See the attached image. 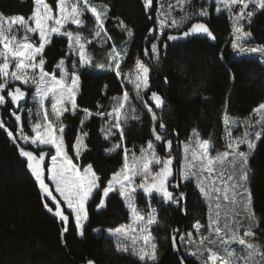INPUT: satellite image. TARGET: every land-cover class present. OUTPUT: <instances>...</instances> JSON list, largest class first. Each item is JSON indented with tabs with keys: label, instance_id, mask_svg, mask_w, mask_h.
I'll use <instances>...</instances> for the list:
<instances>
[{
	"label": "trees",
	"instance_id": "trees-1",
	"mask_svg": "<svg viewBox=\"0 0 264 264\" xmlns=\"http://www.w3.org/2000/svg\"><path fill=\"white\" fill-rule=\"evenodd\" d=\"M92 1L101 6L100 10L105 8L108 12L105 22L107 34L104 33L101 39L95 35V18L85 10L82 16L85 26L76 32L93 40L88 47L93 67L83 68L79 74L77 109L75 115L68 113L63 118L66 126L63 139L74 163L82 169L92 164L105 186L113 173L122 168L125 148L138 152L154 139L151 114L145 104L138 101L133 87L126 83V77L134 71L137 59L150 68V90L158 92L167 102L162 112H156L166 124V132L160 131L173 141L171 156L175 158L176 179L180 164L179 147L194 130L201 140L210 141L213 152H222L227 148L223 114L227 112L230 119H247L259 104L264 103V64L254 59L235 58L231 47L233 22L229 13L211 10L207 19H201L194 18L195 13L190 8L193 18L179 23L176 31H162L156 40L160 47L157 62L150 53L153 41L145 42L148 30L158 27L156 7L149 20L142 0ZM46 3L56 10L57 0H46ZM34 6V0H0V14L28 18ZM121 20L126 27L119 26ZM197 22H204L215 39L189 38L169 46L164 57L162 45L167 35L182 33ZM245 28L251 32L253 44L264 46V11H257ZM129 30L133 33L131 37L127 35ZM51 41L43 53L45 69L49 72H53L68 54L66 38L55 36ZM113 48L121 54L119 79L109 68V54ZM145 49H148V55L144 54ZM101 63L105 65L104 69L96 67ZM114 64L115 61H112V67ZM125 91L139 118L122 124L123 140L117 131L105 139V117L101 119L96 113L108 114L113 100L121 98ZM10 109L7 103L2 109L3 119L15 133L17 126L9 115ZM85 109L91 113L87 120ZM22 124L28 131L26 118ZM81 133H87L85 150L77 159L73 146ZM114 145L120 147L110 153ZM158 151L167 157L161 146ZM248 167L252 207L259 224L253 242L264 250V137L249 157ZM176 192L186 193V202L182 201L179 207L164 204L155 196L148 202L144 196L138 195L137 205L140 208L146 209L150 204L157 210V225L152 230L157 246L155 262H141L121 254L110 238L103 233L99 236L95 234L96 231L114 230L129 221L128 211L118 193L111 194L106 200V207L99 210L97 204L101 194L96 192L86 206L89 218L83 236H78L72 219L68 231L62 235V225L46 212L36 185L27 173L26 164L0 130V264H87L89 260L94 264H180L181 258L184 264H201L190 255L180 237L191 233L196 222L200 225L207 223L206 203L190 183ZM173 237L176 238V250L173 249Z\"/></svg>",
	"mask_w": 264,
	"mask_h": 264
},
{
	"label": "snow or ice",
	"instance_id": "snow-or-ice-1",
	"mask_svg": "<svg viewBox=\"0 0 264 264\" xmlns=\"http://www.w3.org/2000/svg\"><path fill=\"white\" fill-rule=\"evenodd\" d=\"M79 2V0H78ZM217 5H223L231 14L233 6L239 5V11L233 15V35L236 36V40L241 37L247 38L251 35L250 31L244 30V25L240 23L241 20H251L257 11H264V0H216ZM83 8H79L77 4H72L71 10L69 11L68 0H57V11L58 15H53V9L46 3V0H34V11L28 18L22 15H16L12 17H5L0 14V93H5L10 98V103L17 108H20V102L25 99L27 92L19 86L9 87V85L18 81L20 84L25 86L35 85L36 92L34 100L38 104L37 117H41L42 122L38 121L32 126V135L29 136L25 133L23 125L21 123V115L13 111L11 114L14 116L17 129L15 134L12 130L6 127L3 120H0V129H3L7 136L16 144L19 149L21 157L26 159L27 168L30 171L32 177L36 181L39 192L42 199L45 201L44 207L48 213L58 218L63 225V231H68V224L70 216L74 217L75 228L80 236H83V221L88 220V212L86 208L87 202L93 197L94 192H99L101 198L98 201L97 208L106 207L105 200L110 196L111 193H118L120 198L125 202L126 206L130 210L131 216L134 221L139 224V231L143 233L144 247L136 248L135 240L133 241V254L138 256L140 261L151 260L155 262L157 260L156 255V244L151 243V231L150 227L157 223L156 210L152 209L147 217L137 207L134 194L138 189L148 197H152L155 193L162 198L164 204H172L179 207L182 201L186 202V193L179 192L178 195L174 196L175 190L179 189L180 183H170L172 177L171 164L172 160L166 159L161 160L156 156L154 151V145L152 142L148 144V150H141V156L136 157L133 153L132 162L128 160V150H124V164L122 168L113 173L111 180L105 186L100 180V177L94 171L92 164L81 167L74 163L73 159L69 157L68 152L65 150L64 145V126L60 123V118L69 108L66 105H71L72 114L75 115L77 105L75 103V94L78 88L80 77L76 74L77 62L73 61V72L71 73V81L68 83L67 77L69 76L68 71L64 68V61L61 60L56 65L57 68L61 69V75L59 78L54 72H49L45 69L46 60L44 58V49L46 45L50 44L51 37L53 35L66 36L68 40V49L70 53L78 57L80 68H91L93 67V59L87 52L86 43L90 44L92 41L88 40L84 42V37L79 32H72L66 30V25L72 24L77 29L85 26L84 20L81 17L84 15L86 9L90 15L95 18V35L99 36L101 31L107 34L105 29V22L108 17L106 9L100 10L95 5L91 4L89 0H82ZM153 0H143V7L148 10L152 7ZM253 5L254 7H250ZM217 12L221 9L218 6ZM201 16L207 15L206 11L201 10ZM51 22V23H50ZM173 25L179 22L175 19L172 21ZM14 26H17L14 28ZM120 27H126L124 22L119 21ZM161 29L165 26L164 22H161ZM20 29L24 30V37L22 41L17 40L15 35L16 31ZM154 29L148 30V36H153ZM38 37V46L30 42V36ZM162 34V33H161ZM206 35L208 38L215 39L213 33L204 23L193 24L188 30L182 32L180 35H168L167 41H176L178 39L187 38L192 35ZM127 35L131 37L133 33L129 30ZM111 39V37H109ZM234 40L231 47L234 50L239 49L243 51V47ZM168 44L163 43V48L167 49ZM252 53H260L264 56V48H251ZM144 54L148 55V49L144 50ZM152 57L159 62L160 58V47L156 43L151 45ZM110 56V70L115 72L117 79L121 77V65L119 53L113 48ZM221 59L223 55L221 54ZM13 61L15 63L13 64ZM115 61L114 67L111 62ZM96 67L104 69V64H98ZM136 89L137 98H140L141 91L150 90L149 73L150 68L146 66L139 59L136 60ZM11 69V70H10ZM167 77H165V83H167ZM50 99V112L55 118L52 120L49 118V109L45 107V101ZM128 93L125 91L123 100L128 101ZM149 99L155 106V109L162 110L165 100L162 95L156 91H151ZM8 103L4 94H0V106H5ZM123 107V104L120 105ZM148 113L151 114V120L153 122V136L155 141L160 142V146L165 151H171L173 141L167 139L164 132H166V124L163 122L162 117L157 115V112L153 110V107L145 103ZM21 111L23 109L21 108ZM86 117L91 113L85 109ZM255 113H260L264 116V103L259 104L254 110ZM29 117L31 118L32 110L28 109ZM101 119L104 118L105 113H96ZM110 118L115 116L116 122L110 126V130L105 133V139H108L110 135L114 134L111 128H115L119 131L121 140L124 139L123 130L120 121L119 109H113L112 112L107 114ZM137 119L139 117H136ZM223 121L225 124V130L229 136V142L227 148L230 152L217 153L215 156L210 154L211 144L209 140H198L196 149L193 151V158L199 155L200 158V171L207 172L209 175L214 171V163L221 162L226 159L229 155L238 158L241 165H246L248 157L256 148V142L260 141L264 137V131H257L255 133L245 132L242 137H232L230 124V118L225 112L223 114ZM164 130V132L158 131ZM57 131L59 135H57ZM195 133V130H194ZM87 135V133H84ZM254 136V139L251 138ZM22 141L24 145H31L34 149H40L39 153L32 150H28L22 147L18 142ZM240 144H246L248 152L239 151ZM45 146L49 149L54 150L50 152L45 150ZM76 151V157L79 158L80 149L82 147V141L77 139L73 146ZM118 147V145L116 146ZM185 151H189L188 146L185 147ZM46 157L50 158L51 166H47L45 161ZM206 161V163H205ZM152 164L161 165L158 171H153L151 168ZM191 167H195L192 165ZM47 171V175H45ZM196 175L195 172L186 171L182 180L187 181L191 176ZM141 176L142 180L139 184L135 183V177ZM197 179L199 177L197 176ZM235 179V183L229 185L232 188L233 194L235 195V189H242V194L246 195L247 202L251 204V192L249 189L244 188V182L247 181V172L241 170L239 177L234 178L228 177V180ZM54 186V191L58 195H54L53 188L50 187L49 183ZM215 181H213V187L209 188L201 184L199 190L205 197H210L212 193H218L219 189L214 187ZM173 191H170L169 188ZM217 195V199H218ZM228 200L227 194L224 197ZM62 204L66 206L68 214H65ZM211 219V218H210ZM252 222L249 223L247 229L243 232L244 237H254V229L259 227V224L255 222L253 217H250ZM197 232L201 227L199 222L194 225ZM135 231V229H133ZM222 229L220 227L215 228L216 236L221 244L228 245L230 243H238L239 245L246 246L247 256L242 257L243 264H256L255 257L260 256L264 259V253L261 252L260 248L256 247L252 242H247L243 238H238L236 233L233 232L228 238L221 237ZM117 233L124 232L123 229H116ZM63 235V233H62ZM192 234L189 233V236ZM227 236V233H226ZM175 237H173V249L176 250ZM181 240L184 238L181 236ZM208 240L209 244L216 245L217 240H212L204 237L201 240L203 244L204 240ZM120 251H128L125 248H118ZM208 255L206 257V264L208 261L211 264H217V261L221 259L219 253L213 248H206ZM225 252L228 257L233 256V251L225 248ZM190 255H196V253H190ZM87 264H94V261L89 260ZM180 264H184L183 258H181ZM223 264H230V260L225 259Z\"/></svg>",
	"mask_w": 264,
	"mask_h": 264
},
{
	"label": "rangeland",
	"instance_id": "rangeland-1",
	"mask_svg": "<svg viewBox=\"0 0 264 264\" xmlns=\"http://www.w3.org/2000/svg\"><path fill=\"white\" fill-rule=\"evenodd\" d=\"M89 2L96 6V4H94L92 0H89ZM154 2H155L154 3V9H155V7L157 8L156 21H157L158 27H156L157 36H156L155 40H153V43H156V44L158 43V41H156V40L161 35L162 31H176L179 23L187 21L189 18H193L194 14H192L190 12V10H189L190 8L192 9V12L195 13L194 18L199 17L201 19H207L210 16L211 10H213V12H215V13H218L216 10L218 6L221 9L219 12L229 13V11L222 4L217 5L216 0H154ZM68 3H69V11L71 10L70 6L72 4H77V6L79 8H83L82 0H79V2H78V0H68ZM56 5H57V3H56ZM96 7L98 9L101 8V6H98V5ZM250 7H254V6L250 5ZM104 9L105 8H102L101 10H104ZM85 10H84V13H85ZM201 10L206 11L207 15L201 16L200 15ZM238 11H239V5L233 6L232 13L231 14L229 13L231 16L232 22H233V15ZM53 15L54 16L58 15L57 8H56V10H53ZM81 19H82V17H81ZM173 19L177 20L179 23L176 25H173V23H172ZM161 22H164V24H165L163 29H161V26H160ZM240 23L244 25V30L247 31L245 27L247 26L248 20L247 19L241 20ZM16 27L17 26H14V28H16ZM79 29H81V28H79ZM79 29H77L72 24L66 25V30L72 31L74 33H76V31ZM104 33L105 32L101 31V33L99 35L100 36L99 39H101V36H103ZM15 35L17 36L18 41H22V39L25 35L24 30L20 29L19 31H16ZM28 35L30 36V42L38 46V44H39L38 37L32 36L31 34H28ZM55 36L63 37V38L67 39L66 36H58V35H53L51 37V39ZM107 37H108V35H107ZM234 40H236V36L233 35L232 42ZM86 41H88V39L84 38V42H86ZM236 42L243 47V51H240L239 49H237V50L233 49L236 59H238V60H240V59H254V60L259 61L261 64H264V56H262L258 52L257 53L251 52V48H264V46L253 44L251 42V35L247 38L241 37L239 40H236ZM89 45L90 44L86 43V48H87L88 53H89V50H88ZM0 50H2V49H0ZM116 52L119 53L117 49H116ZM150 53H151V46H150ZM119 56L121 57L120 53H119ZM74 60L77 62L76 74L79 75L83 68L79 67L78 57L72 55L68 49L67 58L63 60L64 61V68L69 73V76L67 77L68 83H70V81H71V73L73 72V61ZM14 63H15V61H13V64ZM53 72L55 73L57 78L60 77L61 69L55 67ZM136 72H137V67L135 66L134 71L131 74L127 75L126 83L133 87L134 93L137 95ZM150 76H151V72L149 73V82H150ZM15 86H19L22 89L29 92L28 102H27L26 106L22 107L23 111H21V109H20V111L16 112V113L21 115V118H22L21 123H23V119L26 118L27 123H28V131H25V129H24V131L29 136H31L32 135V131H31L32 126L38 121V119L40 120V122H42V115L39 118L36 115L37 110L39 108L38 104L34 100L36 88H35V85L25 86L23 84H20V82H18V81L9 85V87H15ZM150 89H151V85H150ZM6 92H7V89L5 90V93H0V94H4L6 97ZM150 92H151V90L141 91L140 92V98H137L138 101H141V103H143V104H145V103L148 104L147 97H148ZM78 93H79V84H78V88H77V91L75 94V103H76V98H77ZM123 96L121 98H117V99L113 100L112 107L110 110V112H112L113 109H119L121 126L125 121L133 119L137 115L136 107L132 103V101L129 97V94H128V97H129L128 101H124ZM44 103H45V107H47L49 109V118L52 120H55V118L51 115V112H50V99L46 100ZM121 104H123L122 108L120 107ZM148 105H150V104H148ZM5 107H6V105L0 106V108H2V109ZM66 107L69 108V111H66L63 114V116L60 118V123L63 124L65 130H66V126L63 122V118L66 114L72 113L71 105L68 104V105H66ZM28 109L32 110L31 118L29 117ZM146 110H147V108H146ZM12 112H13V110L10 109L9 115L16 124L15 118L11 114ZM90 116L91 115H88L87 117L85 116V120H87ZM104 117H105V121H104L103 134L105 137V133H107L110 130V126L112 124H114L116 122V120H115V116L110 118L106 114ZM16 126H17V124H16ZM229 126L231 128L232 137H242L245 132L255 133L257 131H264V116H262V114H260V113L253 112L252 115L247 119H243V120L230 119ZM111 131H112V133H114L115 131H117L119 133V131L116 130L115 128H111ZM158 131H160V130L158 129ZM64 133H65V131H64ZM57 135H59L58 131H57ZM63 136H64V134H63ZM226 137H227V144H228L229 139H230L228 136V133H227ZM251 138L254 139V136ZM17 139L19 141L18 137H17ZM77 139H80L82 141V147L80 149V155H81L82 152L85 150L86 135L81 133V134H79ZM167 139H169V138H167ZM198 140H201L200 135L198 134V132L195 131V133H194V131H193L191 137L186 142H184L180 145V147H179V149H180V164H179V169L177 172V175H178L177 179L175 178V171H174L175 158L173 156L163 157L162 155H160V153L158 151V148L160 147V142L155 141V138L151 141L154 145V151H155L157 157H159L161 160H166L169 158L172 160V164L170 166L171 172H172V177L170 178V183L179 182L180 183L179 189L182 188L185 184L190 183L191 186L193 188H195L201 194L204 202L206 203L207 209H208L207 223L205 225H201L199 232H197L196 228L194 227L193 231L191 232V234H192L191 236H189V234L186 235L185 237L182 236L184 239L181 240V243H184V247L187 250H189L190 253H193V252L196 253V255H193V256L201 264H206V257L208 255L207 251H204V249H206V248H213L215 251H217L219 253L221 259H219L217 264H223V261L225 259L230 260V264H243L242 257L247 256L246 246L239 245L238 243H230L228 245L221 244L219 242L217 236H216L215 228L220 227L222 229V231L220 233L221 237L228 238V236H230L233 232H235L238 238L245 239L246 243L252 242L254 244L253 237H244L243 236V232L247 229L249 223L252 222V219H250V217H253L255 222L258 223V219H257V217L253 211L252 200H251V204L249 205L247 202L246 195L242 194V189H240V188L235 189L236 194L234 195L233 190L231 187H229V185L234 184L235 179H233L231 181L228 180L229 176H232L234 178H238L241 170L246 171L247 172V181L244 182V188H247L250 190V172H249L248 162L246 165H241L238 158L234 159V157L232 155H229L223 161L214 163V165H213L214 171L212 172L211 175H209V173H207V172H201L200 171L199 155H197L196 158H193V151H198L196 149V144H197ZM19 142L24 147L32 148L36 152L40 151V149H34L30 144L24 145L22 141H19ZM257 143L258 142H256V145H257ZM148 144L146 147H144L142 149L148 150ZM116 146L117 145L112 146L110 148L109 152L112 153V152H115L116 150H118V148L120 146L119 145H118V147H116ZM186 146H188V148H189V151H187V152L185 151ZM142 149H140L138 152H133L131 150H128V160H129L130 164L132 162L133 153L135 154L136 157H140ZM45 150H50L51 152H54V150L49 149L46 146H45ZM65 150H66V148H65ZM230 151H231L230 149L226 148L224 151L217 152V153H224V152H230ZM239 151L248 152L247 145L246 144H240ZM253 152L251 153V155L253 154ZM74 153L76 156L75 150H74ZM217 153L213 152L212 147H211L210 154L215 156ZM80 155H79V157H80ZM251 155H249V157ZM249 157H248V160H249ZM205 163H206V161H205ZM192 165H195V167L194 168L191 167ZM48 166H51V160L50 159H49ZM160 167H161V165H156V164L151 165V168L153 171H158ZM186 171L195 172L196 175L191 176L190 179L187 181H183L182 176ZM197 176L199 177V179H197ZM141 180H142L141 176L135 177V183L139 184L141 182ZM213 181H215L214 187L219 189V192L218 193H212L210 195V197H205L200 192L199 188H200L201 184H203L206 187L211 188V187H213ZM48 182L51 185V182L50 181H48ZM51 186H52L53 191H54V186L53 185H51ZM179 189H177V190H179ZM169 190L173 191V189L171 187L169 188ZM54 193H55V191H54ZM95 193L96 192H94L93 195ZM55 194L58 195L57 193H55ZM111 194H113V193H111ZM139 194L144 196L148 202L150 201L151 197L146 196V194L143 192V190L138 189L137 192L134 194L136 205H137V199H138ZM225 194H227L228 200L224 199ZM175 195H178L176 190L174 192V196ZM217 195L219 197L218 199H217ZM153 196H155L157 198V200L162 202V198L159 195H156L154 193L152 195V197ZM106 200H107V198H106ZM106 200H105V203H106ZM124 204H125V202H124ZM170 205H172V204H170ZM86 206H87V204H86ZM64 207H65L66 211L68 212L66 206H64ZM125 207H126L128 214H129V221L126 224L121 225V226L116 228V229H123L124 232L117 233L116 229H114V230H108L105 232L96 231L95 234L99 236V235H102V233H103L107 238H110L115 243L116 249L119 253L124 254V255H130V256L134 257L135 259L139 260L138 256L133 254V241L135 240V245H136L137 249H139L140 247H144V242H143V235L144 234L139 231V224L134 221V218L131 216L130 210L128 209L126 204H125ZM137 207L145 214L146 217H147V214L152 209H155L150 204L146 209L140 208L138 205H137ZM102 209L103 208H99V210H102ZM71 219H72L73 225L75 226L74 217L71 216ZM156 219H157V210H156ZM86 222L87 221L82 222L84 224V227L86 225ZM156 225H157V223L150 227L151 236H152L151 243H155L154 239H153V235H152V230L154 229V227H156ZM133 229H135V231ZM257 229H258V227L254 229V232ZM226 233H227V236H226ZM77 234H78V232H77ZM78 236H80V235L78 234ZM204 237H207V238L212 239V240H217V244L216 245L209 244L208 240H206V239L204 240V242L202 244L201 240ZM255 246L260 248L261 252L264 253V250L261 247H259L257 245H255ZM125 247L128 249V251L118 250V248L122 249ZM225 248H228L229 250L233 251L234 254L232 257H228L227 253L225 252ZM156 249H157V247H156ZM254 259L256 261V264H264V259H262L260 256H257ZM147 261L152 262L151 260H146V261H141V262H147Z\"/></svg>",
	"mask_w": 264,
	"mask_h": 264
},
{
	"label": "water",
	"instance_id": "water-1",
	"mask_svg": "<svg viewBox=\"0 0 264 264\" xmlns=\"http://www.w3.org/2000/svg\"><path fill=\"white\" fill-rule=\"evenodd\" d=\"M154 0H153V5H152V7L150 8V9H148V10H145V8L143 7V9H144V11H145V15L148 17V19L149 20H151L152 18V16H151V14L153 13V11H154ZM142 5H143V0H142ZM197 23H204V22H197ZM194 24H196V23H194ZM205 24V23H204ZM193 25V24H192ZM191 25V26H192ZM206 25V24H205ZM190 26V27H191ZM207 26V25H206ZM189 27V28H190ZM208 27V26H207ZM188 28V29H189ZM151 29H154V33H153V36H148V33H147V36H146V40H145V42H148V41H153V40H155V38H156V36H157V30H156V28L155 27H152ZM187 29V30H188ZM171 35H180L181 33H170ZM170 34H168V35H170ZM167 35V36H168ZM189 38H199V39H203V38H208L206 35H203V34H200V35H192V36H189V37H187V38H183V39H178V40H176V41H167V37H166V41L164 42V43H167L168 44V47L169 46H172V45H174V44H178V43H183V42H185V41H187ZM168 47H167V49H168ZM167 49H164L163 48V45H162V52L164 53V57H165V53H166V51H167ZM24 90V89H23ZM26 91V90H25ZM27 92V96L25 97V99L23 100V101H21L20 102V105H21V107L20 108H17L16 106H13L11 103H10V98L9 97H7V95H6V99H7V101H8V103H9V105H10V107H11V109L13 110V111H15V112H18L23 106H25L26 105V103L28 102V99H29V92L28 91H26ZM151 93V92H150ZM150 93H149V95H148V97H147V101H148V103L153 107V109L155 110V111H157V112H162L163 110H164V108H165V106L167 105V102L165 101V104H164V106H163V108H162V110H158V109H155V106H154V104L152 103V101L149 99V97H150ZM0 120H3L4 121V119H3V110L0 108ZM4 123H5V121H4ZM5 125H6V123H5ZM6 127H8L7 125H6ZM9 128V127H8ZM10 129V128H9ZM0 130H2L4 133H5V135H6V137H7V139L9 140V142L16 148V150H17V154H18V156L20 157V159L26 164V170H27V173L29 174V176L31 177V179L33 180V182H34V184L36 185V188H37V191H38V193H39V195H40V197L42 198V196H41V194H40V192H39V188H38V185H37V183H36V181L34 180V177H32V175L30 174V171L28 170V168H27V163H26V159L24 158V157H21L20 156V154H19V149L17 148V146H16V144H14L13 142H12V140L7 136V133L3 130V129H0ZM11 130V129H10ZM14 133V132H13ZM15 134V133H14ZM18 140V139H17ZM19 142V141H18ZM20 143V142H19ZM22 147H24L23 145H21ZM25 148H27L28 150H32V149H30V148H28V147H25ZM32 151H34V150H32ZM47 151H50V150H47ZM35 152V151H34ZM51 152V151H50ZM172 152H173V145H172V150L169 152V151H165V154H166V156H171V154H172ZM37 154L39 153V152H36ZM49 159L50 158H48V157H46V161H45V163H46V165L48 166V164H49ZM45 175H47V171H45ZM46 182L47 183H49L47 180H46ZM50 185V184H49ZM50 187H52L51 185H50ZM53 193H54V191H53ZM54 195H56L55 193H54ZM43 200V199H42ZM43 202L45 203V201L43 200ZM62 208L64 209V211H65V214H68V212L66 211V209H65V207H64V205L62 204ZM46 212H47V210H46ZM48 213V212H47ZM51 217H53V218H55L56 220H57V222L59 223V224H61L62 225V223L59 221V219L58 218H56V217H54V215H52L51 213H48ZM70 222H71V216H70V220H69V224H70ZM69 224H68V228H69ZM62 227H63V225H62ZM66 232H64L63 231V234H65ZM219 261V260H218ZM218 261H217V263H218ZM207 264H211V262L210 261H208L207 262Z\"/></svg>",
	"mask_w": 264,
	"mask_h": 264
}]
</instances>
